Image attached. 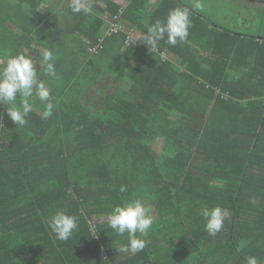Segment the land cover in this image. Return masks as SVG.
<instances>
[{"label":"trees","instance_id":"16d2710c","mask_svg":"<svg viewBox=\"0 0 264 264\" xmlns=\"http://www.w3.org/2000/svg\"><path fill=\"white\" fill-rule=\"evenodd\" d=\"M52 1L0 0V65L35 55L47 78V49L57 73L48 118L37 105L16 126L0 104V264H264V10L229 15L233 31L188 0H86L90 16ZM176 7L191 10L187 40L150 51L148 26ZM137 198L147 246L118 252L128 237L108 214ZM205 206L227 212L215 237ZM60 211L78 218L67 241L48 227Z\"/></svg>","mask_w":264,"mask_h":264},{"label":"clouds","instance_id":"9594fccd","mask_svg":"<svg viewBox=\"0 0 264 264\" xmlns=\"http://www.w3.org/2000/svg\"><path fill=\"white\" fill-rule=\"evenodd\" d=\"M194 6L203 8L200 0H197ZM69 8L72 13L96 15L86 0H70ZM190 16L191 10L187 7L170 10L166 21L157 20L148 26L143 41L150 46L152 52L158 48L160 41L166 40L173 47L185 42L191 27ZM54 60L52 51L47 49L43 51L42 63L47 74V78L43 79L40 72L37 73V62L23 53L8 57L0 65V104L7 105V116L16 126H25L28 122L27 117L37 105L44 106L42 111L44 118L51 116L54 95L48 81L57 78ZM119 191L125 193L127 188L121 186ZM200 215L205 221L204 228L209 236L215 237L222 231L227 216L226 210L205 206L201 208ZM107 218L108 226L115 234L119 236L127 234L128 237V243L121 245L118 252H130L134 255L146 248L148 242L144 237L153 226V216L149 214L141 199H131L123 205L114 206ZM48 227L57 240L67 241L78 230V218L60 211L49 218ZM244 264H259V260L255 256H248L244 259Z\"/></svg>","mask_w":264,"mask_h":264},{"label":"crops","instance_id":"0c3cea01","mask_svg":"<svg viewBox=\"0 0 264 264\" xmlns=\"http://www.w3.org/2000/svg\"><path fill=\"white\" fill-rule=\"evenodd\" d=\"M114 2L117 3H126V1L128 0H112ZM102 3V0H101ZM189 5L191 6V9L194 10H198L200 12H203L205 14V12H207V15H211L213 16L215 19H217V23H219L218 17L221 16V24H215L212 25V28H227L229 30H237V29H243L244 25H240V28L237 27L236 25V20L235 18H229V15H243L242 11L243 9L236 5L235 2H233V0H200V3L203 4V8H196L194 5L197 3V0H188ZM232 3H234L235 7H232ZM238 4H243L246 5L248 7H250L251 9L254 8H259L264 10V3H260V2H255V1H249V0H242L239 1ZM227 14V15H225ZM238 25V26H239ZM256 27H254L255 29ZM253 29V28H252ZM251 29V32L253 31ZM260 38V37H259ZM93 94V93H92Z\"/></svg>","mask_w":264,"mask_h":264},{"label":"rangeland","instance_id":"374dc122","mask_svg":"<svg viewBox=\"0 0 264 264\" xmlns=\"http://www.w3.org/2000/svg\"><path fill=\"white\" fill-rule=\"evenodd\" d=\"M67 0H64V2H66ZM69 1V0H68ZM64 2H62V1H60V0H53L52 1V3L53 4H59V5H61L62 6V4H64ZM233 2H235L236 3V5H237V7L238 6H240L242 9H243V15L247 18V19H249V20H251L252 19V17H251V15H254L255 13H256V11H254L253 9H251L250 7H248V6H246V5H243V4H238V2H239V0H233ZM232 7H235V5H234V3H232ZM241 18V17H240ZM236 20V19H235ZM111 25H107V27H110ZM38 51H39V48H38ZM67 59H71V57L70 56H68L67 57ZM34 60L37 62V59H36V57H35V55H34ZM100 79H103L102 77L100 78ZM106 80H107V82H106V88H104V90H107V94H114L115 92H116V87H117V85H116V83H114L113 81H111V79L109 78V76L106 78ZM104 85V84H103ZM105 93V94H106ZM148 206L149 205V203H146L144 206ZM146 206V207H147ZM153 211V210H152ZM154 212V211H153ZM150 215H152L153 216V213L152 212H150L149 213ZM102 221V220H101Z\"/></svg>","mask_w":264,"mask_h":264},{"label":"built area","instance_id":"2783aa9c","mask_svg":"<svg viewBox=\"0 0 264 264\" xmlns=\"http://www.w3.org/2000/svg\"><path fill=\"white\" fill-rule=\"evenodd\" d=\"M114 21V20H113ZM121 27L116 24L115 22L113 24H111V26L107 29L106 35L108 36H112V35H116L117 33H119ZM89 52L93 53V54H97L100 52V46H94V47H90L89 48Z\"/></svg>","mask_w":264,"mask_h":264}]
</instances>
